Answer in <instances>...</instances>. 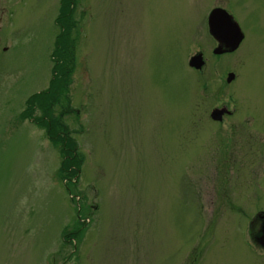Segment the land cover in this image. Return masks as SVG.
<instances>
[{
	"label": "rangeland",
	"instance_id": "1",
	"mask_svg": "<svg viewBox=\"0 0 264 264\" xmlns=\"http://www.w3.org/2000/svg\"><path fill=\"white\" fill-rule=\"evenodd\" d=\"M62 5L0 0V264H264V0H79L73 177L36 117Z\"/></svg>",
	"mask_w": 264,
	"mask_h": 264
},
{
	"label": "trees",
	"instance_id": "2",
	"mask_svg": "<svg viewBox=\"0 0 264 264\" xmlns=\"http://www.w3.org/2000/svg\"><path fill=\"white\" fill-rule=\"evenodd\" d=\"M79 0H62L63 14L58 19L61 28L60 35L56 40L54 50V68L50 87L40 93L44 101L40 107V115L37 117L38 124L47 125V134L55 141H62L60 151L65 159L66 170H72V177L78 174L83 162V155L76 151L74 145L68 141L71 130L64 122V117L71 113L68 92L71 85V75L74 70V39L72 34L76 31L77 22L74 11ZM48 101V107L44 106ZM38 107V106H37ZM65 141L66 143H63Z\"/></svg>",
	"mask_w": 264,
	"mask_h": 264
},
{
	"label": "water",
	"instance_id": "3",
	"mask_svg": "<svg viewBox=\"0 0 264 264\" xmlns=\"http://www.w3.org/2000/svg\"><path fill=\"white\" fill-rule=\"evenodd\" d=\"M210 33L221 43L215 49V53H222L226 51L235 50L243 39V33L236 22L233 21L231 15L223 8H214L208 18ZM192 67L201 69L204 65L203 56L201 53L192 56L189 61ZM232 75H229V80ZM223 110H214L212 113L213 118L218 119L219 114Z\"/></svg>",
	"mask_w": 264,
	"mask_h": 264
},
{
	"label": "flooded vegetation",
	"instance_id": "4",
	"mask_svg": "<svg viewBox=\"0 0 264 264\" xmlns=\"http://www.w3.org/2000/svg\"><path fill=\"white\" fill-rule=\"evenodd\" d=\"M211 36V35H210ZM212 37V36H211ZM212 39L217 43L216 47L219 46V43L217 42V40L212 37ZM226 112H223V114H219V120L220 121H223V119L225 118V116H228L229 114H231V111L228 110V109H225ZM232 115V114H231ZM261 232H263V230H261ZM261 233L258 232L257 236H258V239H260V236H264V235H260ZM260 235V236H259Z\"/></svg>",
	"mask_w": 264,
	"mask_h": 264
},
{
	"label": "bare ground",
	"instance_id": "5",
	"mask_svg": "<svg viewBox=\"0 0 264 264\" xmlns=\"http://www.w3.org/2000/svg\"><path fill=\"white\" fill-rule=\"evenodd\" d=\"M263 241H264V238H263Z\"/></svg>",
	"mask_w": 264,
	"mask_h": 264
}]
</instances>
